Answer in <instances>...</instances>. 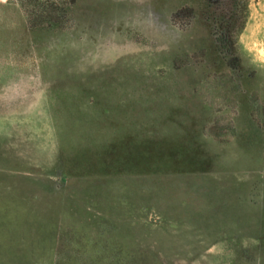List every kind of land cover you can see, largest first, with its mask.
Returning a JSON list of instances; mask_svg holds the SVG:
<instances>
[{
  "label": "rangeland",
  "instance_id": "rangeland-1",
  "mask_svg": "<svg viewBox=\"0 0 264 264\" xmlns=\"http://www.w3.org/2000/svg\"><path fill=\"white\" fill-rule=\"evenodd\" d=\"M49 1L0 0V264H264V0Z\"/></svg>",
  "mask_w": 264,
  "mask_h": 264
},
{
  "label": "trees",
  "instance_id": "trees-1",
  "mask_svg": "<svg viewBox=\"0 0 264 264\" xmlns=\"http://www.w3.org/2000/svg\"><path fill=\"white\" fill-rule=\"evenodd\" d=\"M32 1V0H30ZM208 2L210 5L214 6L217 10L220 12V14L223 15V20L227 21H233L236 15V9L239 8L240 11L243 12L245 9V5L237 4L235 3V0H205ZM33 6L35 10L36 16L40 15L42 16L44 13H57L58 12V6L54 4L53 2H50L49 0H33ZM39 18V17H38ZM228 23V22H227ZM244 23V16L242 15L239 20L235 21V25L238 27V29H241ZM228 38V37H227ZM228 40H224L226 42Z\"/></svg>",
  "mask_w": 264,
  "mask_h": 264
}]
</instances>
